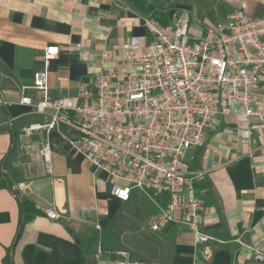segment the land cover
<instances>
[{"label": "crops", "instance_id": "1", "mask_svg": "<svg viewBox=\"0 0 264 264\" xmlns=\"http://www.w3.org/2000/svg\"><path fill=\"white\" fill-rule=\"evenodd\" d=\"M234 11L264 18V0H0V264H25L24 248H41L40 235L71 243L77 237L85 264H94L98 246L150 263L264 264L253 259V249L264 254V117L219 118L205 145L187 152L201 231L212 238L199 245L179 222L151 230L156 210L147 227L121 215L143 195L133 190L128 202L112 197L110 177L83 159L66 130L46 135L51 175L37 157L44 133H22L42 120L20 103L35 100L36 72H47L49 99L76 96L81 86L94 89V75L111 67L128 39L148 36L145 21L171 26L188 14L194 24H216ZM50 45L60 52L44 64ZM256 96L264 106V77ZM21 199L29 204L28 218L17 237ZM37 206H53L59 218L48 219Z\"/></svg>", "mask_w": 264, "mask_h": 264}, {"label": "built area", "instance_id": "2", "mask_svg": "<svg viewBox=\"0 0 264 264\" xmlns=\"http://www.w3.org/2000/svg\"><path fill=\"white\" fill-rule=\"evenodd\" d=\"M191 21L188 14L171 26L145 21L148 36L128 39L111 67L94 75V89L81 86L76 96L49 99L47 72L38 71L31 86L35 100L24 97L20 103L42 117L22 133H44L37 157L46 174L52 173L46 135L64 129L83 159L110 177L112 197L128 202L133 190L140 191L158 210L151 230L179 222L199 245L212 238L201 231L202 206L184 158L205 145L219 118L264 117L256 96L264 77V18L234 11L216 24ZM59 52L58 46H46L43 63ZM37 210L50 220L59 218L53 206ZM93 259L94 264H161L100 246ZM253 259L264 261V254L253 249Z\"/></svg>", "mask_w": 264, "mask_h": 264}, {"label": "trees", "instance_id": "3", "mask_svg": "<svg viewBox=\"0 0 264 264\" xmlns=\"http://www.w3.org/2000/svg\"><path fill=\"white\" fill-rule=\"evenodd\" d=\"M28 203L21 199V219L17 237H19L24 221L28 218ZM35 211V210H34ZM38 248L34 245L26 246L23 250L25 264H85L82 251L83 243L77 237L73 242L40 235L38 237Z\"/></svg>", "mask_w": 264, "mask_h": 264}, {"label": "rangeland", "instance_id": "4", "mask_svg": "<svg viewBox=\"0 0 264 264\" xmlns=\"http://www.w3.org/2000/svg\"><path fill=\"white\" fill-rule=\"evenodd\" d=\"M136 195L140 194L136 192ZM143 197L140 196L135 200L133 204L129 205L128 207L122 208L120 214L129 218L134 216V222H136L140 226L142 225L147 227V224H149L150 216L155 212V210L158 213V210L149 198L145 196ZM132 212L134 215H132ZM127 237L129 238L130 236Z\"/></svg>", "mask_w": 264, "mask_h": 264}]
</instances>
